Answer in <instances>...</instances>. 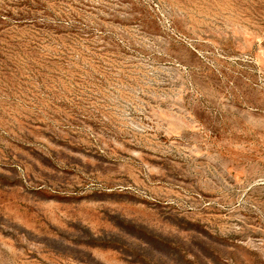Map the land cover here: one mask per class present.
<instances>
[{"label":"rangeland","instance_id":"374dc122","mask_svg":"<svg viewBox=\"0 0 264 264\" xmlns=\"http://www.w3.org/2000/svg\"><path fill=\"white\" fill-rule=\"evenodd\" d=\"M0 264H264V0H0Z\"/></svg>","mask_w":264,"mask_h":264}]
</instances>
